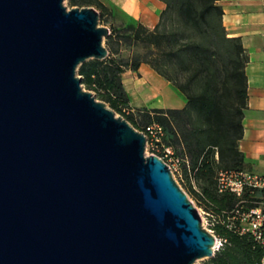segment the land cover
<instances>
[{
    "label": "water",
    "instance_id": "95a60500",
    "mask_svg": "<svg viewBox=\"0 0 264 264\" xmlns=\"http://www.w3.org/2000/svg\"><path fill=\"white\" fill-rule=\"evenodd\" d=\"M93 7L0 0V264H193L214 236L145 137L77 74Z\"/></svg>",
    "mask_w": 264,
    "mask_h": 264
},
{
    "label": "trees",
    "instance_id": "16d2710c",
    "mask_svg": "<svg viewBox=\"0 0 264 264\" xmlns=\"http://www.w3.org/2000/svg\"><path fill=\"white\" fill-rule=\"evenodd\" d=\"M162 1L165 8L155 27L149 29L132 20L135 29L126 37L149 48L143 58L121 59L123 49L113 47L111 28L105 37L107 56L86 60L78 66L77 74L97 99L122 114L124 107L130 106L121 81L125 68L136 69L144 62L168 80L185 96V106L142 109V114L149 120L147 123L155 121L164 127V139L165 126L172 127L174 136L182 142L181 154L188 157L189 168L198 175L210 179L215 166L223 164L215 172L213 188L204 189L203 199L207 209H230L236 199L231 193L216 191V174L219 169H244L239 142L248 105V53L240 37L227 35L223 9L217 0ZM68 2L71 6L92 5L98 16L106 11L101 0ZM125 120L138 126L132 114L126 115ZM214 230L226 241L204 264H261L264 246L251 235H239L222 224H216Z\"/></svg>",
    "mask_w": 264,
    "mask_h": 264
},
{
    "label": "crops",
    "instance_id": "0c3cea01",
    "mask_svg": "<svg viewBox=\"0 0 264 264\" xmlns=\"http://www.w3.org/2000/svg\"><path fill=\"white\" fill-rule=\"evenodd\" d=\"M126 18L152 29L165 8L162 0H104ZM223 9L222 22L228 36L240 37L249 61L246 65L248 105L244 110V133L239 149L244 164L264 155V129L253 126L254 119L264 117V0H217ZM121 81L132 108L181 109L185 96L150 65L141 62L136 69L127 67ZM258 142L247 148L244 141ZM259 172V171H258Z\"/></svg>",
    "mask_w": 264,
    "mask_h": 264
},
{
    "label": "built area",
    "instance_id": "2783aa9c",
    "mask_svg": "<svg viewBox=\"0 0 264 264\" xmlns=\"http://www.w3.org/2000/svg\"><path fill=\"white\" fill-rule=\"evenodd\" d=\"M140 132L145 137V153L160 157L168 166L179 174L181 164L189 166L186 155H177L171 145L164 143V127L152 121L142 126ZM167 161L171 162L170 164ZM216 191L231 193L236 201L232 208L203 211L202 225L214 236L213 252L218 250L225 239L215 233L216 224L224 225L228 230L239 235H251L264 246V172L247 169H219L216 174ZM201 215V213H200ZM264 264V254L261 259Z\"/></svg>",
    "mask_w": 264,
    "mask_h": 264
},
{
    "label": "rangeland",
    "instance_id": "374dc122",
    "mask_svg": "<svg viewBox=\"0 0 264 264\" xmlns=\"http://www.w3.org/2000/svg\"><path fill=\"white\" fill-rule=\"evenodd\" d=\"M105 6L106 11L101 16H98V24L102 26H106L110 30L111 28L114 29V40H113V47L119 48L121 47L123 51L119 54L121 59H125L126 56H132L136 59L143 58L149 48L144 46L141 41H132L131 39H127L126 37L132 33V30L135 29V24L132 20L126 18L124 15L119 13L117 10H115L110 4L105 2L104 0H101ZM63 4L66 6V8H75V7H93L92 5H73L71 6L68 2V0H63ZM104 45H105V38H104ZM82 84V83H81ZM82 87L85 90H88L84 84H82ZM91 91V90H89ZM93 95L95 96L94 92L91 91ZM100 100V99H98ZM108 106V104H106ZM109 107V106H108ZM130 107V108H129ZM128 108L124 107V114L120 113L119 111H114L115 115L122 116L124 119L126 118V115H133V118L138 126L134 127L136 130L140 131L142 126L147 123L149 120H147L143 114H142V107L132 108L130 105ZM110 108V107H109ZM129 122V121H128ZM130 123V122H129ZM130 125H132L130 123ZM253 126L257 128L258 130L264 129V117H257L254 119ZM167 133L166 138L164 139V143H170L174 146L175 153L177 155H183L181 154L182 150V142L177 139L173 132L172 127L165 126ZM258 141L254 139V137H250L249 139H246L244 141V145L247 148H250L254 146ZM241 144V142H239ZM168 164L171 166V162L167 161ZM185 164H181V169L179 170V174L173 170V178L175 179L176 183L180 186V188L185 192L188 199L193 202L194 206L198 208V211L201 213L202 217H205L203 214V211L207 210L205 201H204V194L203 191L205 188L212 189L214 186V177L215 172L218 168H223V164H218L214 168V174L212 175V178L208 179L206 176H200L196 172V170H191L189 166L185 168ZM242 168L251 170V171H259L264 172V155L261 156L258 161L254 160L249 164H244ZM209 258H203V259H197L193 264H204V262Z\"/></svg>",
    "mask_w": 264,
    "mask_h": 264
}]
</instances>
